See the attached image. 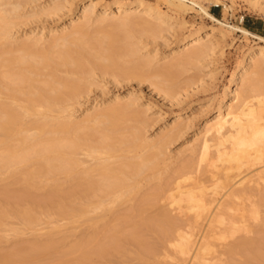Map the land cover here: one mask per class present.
Instances as JSON below:
<instances>
[{
    "label": "rangeland",
    "instance_id": "1",
    "mask_svg": "<svg viewBox=\"0 0 264 264\" xmlns=\"http://www.w3.org/2000/svg\"><path fill=\"white\" fill-rule=\"evenodd\" d=\"M18 1H22V3L20 8L14 11L15 13L12 12L11 16L13 17L10 19L12 25L9 26L11 28H8L10 29V34L6 33L0 38V55L3 53H7L6 55H8V52H11L12 48H15L14 46L23 44L25 40L27 44H33L36 39H39L43 44L40 43L36 46H31L30 44L31 49L34 47L37 51L38 49L39 51L47 50V47H52L50 44H52L51 38L53 36L68 33L72 31L74 25L82 23H85L83 26V31L85 32L84 38L100 37L105 41L103 42L104 44L107 43L106 41H110V37L113 36L112 39H117V41L111 40L117 42V47L119 46L121 50L125 48V51L126 49L134 50L135 55L131 56L132 58L121 56L119 59H115L118 61L117 66L120 69V73L118 72V68L117 71L105 69L106 72H104L105 70H100L102 66H95L99 68H92L93 71L89 70L87 74L80 73L77 75L76 71L73 72V68L71 67H68L69 70H66L68 69L67 67H60L61 70L57 69L55 71L56 77L70 79L73 82L79 83L81 85L80 93L77 96L67 97L68 99L64 98L65 100L62 99L61 102H58L57 109L54 108V110H51L52 112L37 105L39 106L36 107L38 108L37 111L42 113L40 120L39 117H34V115H26L27 118L25 115L24 118L22 117L24 119L22 128L28 130V133L33 134L36 130L32 124L34 122H36L34 124H37V122H45L46 124L48 122L44 119L46 116L53 121L54 119H58V121L69 119L74 123H80L94 111L111 109L117 107V105L127 106L128 103L131 104H128L130 109L120 115L123 118L118 117L113 122L115 125L117 124L116 133L113 132V135H116H112L115 141L112 139V136L110 137L112 141H110V144L114 145L113 148L117 150L113 149L115 151L114 153L111 152L112 154L105 152L98 153L96 158V155L90 156L87 150V147L89 145L94 146V143L95 147L99 146L97 145L98 143L101 145L100 141L102 138L100 139V137H104L108 133L103 130L105 124H89L87 127L82 126V124V127H77L78 130H73V134L71 131L70 134H72L71 136L74 135L73 137L78 133L75 139L80 144V140L83 139L84 144L88 139L84 145L81 144L82 149L80 147L76 149L77 153L75 157L80 164L77 163L75 168H77L78 175H74L73 178L66 177V173L62 171L60 172L61 174H56L60 170L53 171L55 175L52 172H49L48 175L41 174L42 169L40 168L45 164V159L39 154H36L37 157L28 156L30 159L26 157L22 159V162L18 160V163L15 164L14 162L7 168H0V264H50L59 259L62 261L63 258L70 260V264H264V197H262L264 196V179H261L262 177L264 178L262 176L264 175L262 173V171L264 172V162L263 164L261 162L255 164V166L252 165L250 168L245 166L241 170L235 168L227 172L231 178L233 177L231 182H229L231 183L230 185L234 183L238 184H234L235 187L233 186L232 190L229 184L224 182L226 171L223 172L221 168L220 170L218 168L219 166L222 167L221 162L214 161L217 158V141L212 140L209 158L204 162L200 161V143H196V139L204 133L205 125L219 114V109L223 106V112H226L228 105L233 103L232 98L236 88H241L242 85L245 86L249 82L248 80L254 77L252 74L255 68L251 66V64L254 65V62L249 59L247 60L246 56L252 49L264 47V41L254 35L243 33V31L237 28L243 27L264 36V0ZM141 1L156 5L162 12L167 14L168 18L159 21L155 17L145 15L136 6ZM90 2H93L95 5L92 10L93 14H89L90 17L87 21L81 18V15L87 8H90L88 6ZM119 3L126 5H124L125 11L122 13L115 11V6ZM205 9L219 19L221 24L227 23L233 29L224 27L220 22L218 23V21L210 18ZM126 14L129 17L127 19L128 22L125 21ZM145 22L154 27L155 30L153 29L151 32L149 29L145 30L146 26L143 28ZM107 32L111 33V35ZM104 35H107V37L109 35L110 37L106 40V36ZM187 40H197L199 43L197 42L196 44L203 47V54L200 58L198 57L193 59V61L185 63L183 61L187 53L182 49ZM196 44L195 46H197ZM54 56L59 60L57 55ZM133 59L135 60L132 61ZM148 60L149 62L146 64ZM178 60L180 63H178ZM262 62L264 66V58ZM13 67L14 70L17 68L14 65ZM243 67L250 69L251 73H249L251 76L248 74V78L244 81L237 80L236 78ZM5 68L8 69V67H2V70L5 71ZM42 73L40 74L41 76H33L37 79L35 82L37 85L38 83H40V86L44 85L45 79L48 86L50 79L54 83L52 77H48L49 81H47V76L51 75H48L46 69ZM78 77L81 81L78 80L77 82ZM262 77V86L260 85L262 88L251 93L252 95H248L254 98L256 96V100L253 99L251 101L254 105L259 103L257 102L259 95H262L261 99L264 98V76ZM2 80V83L6 81L7 85L16 86L13 82L6 79ZM5 84L0 85V87L3 86L0 89L3 92L2 94L0 93V102L15 101L10 98L12 93L9 95L10 91H8L7 87H4ZM54 86L58 93V90L61 89L58 87L60 85L55 84ZM42 87L47 86L44 85ZM47 89H50L48 90V94L51 91L49 95L54 97L56 92L53 91L55 90L53 89L52 91L49 87ZM18 96L19 98L17 97L15 104H13L14 107L17 104H25L23 102V98L25 97L20 95V93H18ZM263 104L264 102L261 105L259 103L257 106L264 107ZM53 121H51V124L49 121V125H45L46 127L42 123V127L47 134L46 136L45 134L41 135L36 140L33 138V140L30 138L28 140L26 138L25 144L28 142L26 145L32 146V143L36 142L37 144L34 143L33 145L35 146L34 149H43L45 145L42 142L46 139L60 136L61 134L59 133H56L59 135L55 136V134L50 132L53 125L57 122L53 123ZM59 122L61 123V121ZM83 128L84 130H82ZM21 133L20 131L19 134L22 135ZM15 134L16 132L9 134V138H6L5 144L2 142L3 138L1 136L3 135L2 133L0 134V152H2L3 147L5 148L7 145L10 147V143L12 147L18 146L19 142L16 141H19V134H16V137L18 136L17 139H15ZM162 137L167 139V142L163 146L159 145L152 148L147 146L146 143H157ZM44 138L46 139L44 140ZM41 139L44 141H41ZM124 139L127 144L124 143L123 145ZM13 144L17 146H13ZM37 145L38 148H36ZM32 155H35V153ZM149 155L153 156L155 166L143 164L145 169L142 166L139 169V171L141 170L140 172L135 173L136 175L132 174L135 170L134 167V171L132 170L131 163L128 164V161L133 162L134 160V162L140 163L141 160L147 156L149 157ZM136 156H138V160H135L137 159ZM122 157L123 159L126 158L124 159L125 161ZM101 158H104V161L108 158L105 162L110 163V167L113 165L114 168L119 166V164L125 167L123 170L126 171H124L126 174L120 175L123 178L122 181L125 186L122 188L118 185L114 189L112 188L114 186H110L112 188L111 191L117 188L115 190L116 193L114 191L112 193L109 190L110 187H108V191L107 188L103 190L104 187H101L100 189L104 191V195L101 193L102 195L99 196L100 192H103L102 190L99 191V186H97L99 193H96V185H94V189L90 186L91 182L92 184L98 183L100 178L97 175V170L91 171V169L94 166L96 167V164L99 165V162H104L103 160L101 161ZM123 161L128 166H123ZM211 163L218 164V169L213 168ZM35 167L40 170L38 172L40 174L38 175L39 177L36 174L38 170ZM88 167L92 168L89 169ZM32 169H35V174H33ZM86 170L90 172H86ZM28 171L30 173L29 176L32 178L29 177L30 179L27 180L28 175L26 173ZM25 174L26 178H24ZM213 174H215V178ZM244 178L245 182L239 183ZM95 180L97 181L95 182ZM88 181L89 183H87ZM111 181L113 180H109L110 183ZM132 185L136 187V190L132 188ZM178 185L182 187H177ZM213 187L215 190H213ZM128 188H132L130 189L131 191L133 190L129 194H127L129 192ZM178 188L180 191H178ZM181 188L183 189L182 191ZM189 188L191 189L188 190ZM86 189H90V191ZM191 190L196 194L195 196H198V199L200 198L202 201L205 199L203 203L207 205L206 210L196 211L191 209L190 203L186 200L187 193H189L187 191ZM234 190L238 191L235 192L238 193L237 195L234 194ZM83 191L86 192L83 193ZM123 191H128L125 192L126 197L114 202ZM147 197H149L148 200ZM172 199H175L177 203ZM219 199H221V202ZM119 200L120 202L118 203ZM219 203L224 206L220 207L219 216H213ZM255 203L256 205L254 206ZM60 205H64V209ZM75 206L80 208L79 211L81 209L85 211L79 212L76 210L78 214L76 211L73 214H77V219L74 218L76 216H72L73 214L69 215L70 212L67 214L69 209L66 208L70 207L72 212ZM252 206L257 207L254 208ZM89 208L91 210L93 208V210L91 211ZM87 210L89 211L87 212ZM165 212L166 215L168 214L169 219H163L162 214ZM249 212L252 215H249ZM256 212L257 214H254ZM81 213H85L84 216L86 217L87 215V217L78 216ZM157 217L159 219L158 222H156ZM217 218L223 219L221 220L223 222ZM151 219L152 221H150ZM168 220L174 222L171 223ZM210 220L214 221L211 225H209ZM126 221L128 222L126 223ZM244 221H246V224ZM164 222L166 223L165 225ZM120 223L121 226L119 225ZM226 227L228 228L226 229ZM116 234L117 236H115ZM110 235L111 238L109 239ZM186 235L191 239L188 240ZM113 237H115V240ZM180 237H184L187 240H184V242L181 238L180 241ZM112 240L115 242L113 243ZM241 240H244L245 246H243ZM111 241L112 243H109ZM187 241L190 242H188L189 246H191L190 252L189 255L185 254L182 256L179 252L180 247L187 243ZM104 242L107 245L103 244ZM78 243L81 244L78 245ZM177 243H180V245ZM202 244L204 245L202 246ZM46 245H51V247L46 248ZM81 245L83 246L81 249L76 248V246L79 247ZM103 245H105V248ZM237 245L239 246L237 247ZM97 246L101 247V249L99 250ZM204 246H207L209 249L205 251ZM72 247L75 249L73 250ZM83 248H85L84 251L82 250ZM37 249L43 250L37 252ZM197 249L200 251V254L196 251ZM136 251L138 255L142 254V258L136 255ZM81 252H85V254ZM8 254L9 256L12 255V257H8ZM83 255L86 256L84 257Z\"/></svg>",
    "mask_w": 264,
    "mask_h": 264
},
{
    "label": "bare ground",
    "instance_id": "2",
    "mask_svg": "<svg viewBox=\"0 0 264 264\" xmlns=\"http://www.w3.org/2000/svg\"><path fill=\"white\" fill-rule=\"evenodd\" d=\"M13 0H0V38H2V36L3 35H5L6 33L8 34L9 33V30L10 29H8V28H11V27H9V26H11L12 25V23H11V21H10V19H12L11 17H13V16H11L13 13L12 12H14L15 10H18L19 8H20V6H21V3H22V1L20 2V1H13ZM93 2L91 3H88V6L90 7V8H87L83 13H82V15H81V18H83V19H86L87 21L89 20V14H93V12H92V10H93V7H94V5L95 4H93ZM124 5L125 4H118V5H116L115 6V11H118V12H120V13H122V12H124L125 11V7H124ZM216 5H218V3H216ZM9 6V7H8ZM126 6V5H125ZM137 6V8L140 10V11H142V12H144V14L145 15H147V16H150V17H155L156 19H158L159 21H162V20H165V19H167L168 18V16H167V14L165 13V12H162L156 5H151V4H148V3H145V2H143V1H141L140 3H139V5H136ZM18 8V9H17ZM109 8H111V6H109ZM226 8V7H225ZM203 10H204V8H203ZM205 11H206V9H205ZM15 13V12H14ZM206 13H207V15L210 17V18H212L213 20H215V21H218V23L220 22V20L219 19H217L212 13H209V12H207L206 11ZM127 15V14H126ZM126 18V22H128L127 21V19H129V17H128V15L125 17ZM102 19V18H101ZM103 20H105L104 18H103ZM13 22V21H12ZM84 24L85 23H82V24H78V25H74L73 26V28H72V31H70V32H68V33H64V34H61V35H58V36H53L52 38H51V43L52 44H50V42H49V44L50 45H52V47H47L48 49L46 50V49H44V50H42V51H39V49H38V51L36 50V49H34V47L32 48L33 50H36V51H33L32 49H31V47H30V44H31V46L32 45H39L41 42V40H37L36 39V41L35 42H33V44L32 43H28L27 44V42H26V40H25V44L23 43H21V44H19V45H17V46H14L15 48H12L13 50H11V52H8L9 54L8 55H6V54H1L0 55V85H3L4 83H6L5 84V86L4 87H7L9 90L8 91H10L9 92V95H10V93H12V95H10L11 97L10 98H12V99H14L15 101H16V99H17V97L19 98V96H18V93H20V95H23L25 98H23V102H25V104L23 103V104H17L15 107L13 106V104H15V101H13V102H11V101H1L0 102V132L2 133V135L4 136H1L3 139H2V142H4V144H5V141H7V139L6 138H9L8 136H9V134H11L12 132H16V134H19L20 133V131L22 132L21 134L22 135H18L19 136V138H18V136L16 137V134H15V139H17L18 138V140L19 141H16V142H19V144H18V146L17 145H15V144H13V146H17V147H12L10 144H9V146L10 147H8V145H7V147L5 146V148L3 147V149H5L4 151H3V149H2V152H0V168H7L8 166H11L14 162H15V164L16 163H18V160H21L20 162H22V159H25L26 157H28V156H36V154H39V155H41V157L43 158V159H45V166L44 165H42L43 167H41L40 166V164H38V166H40L39 168L40 169H42L41 170V172H40V170H38V168H36V170H38V171H36L37 173V176L38 175H40L38 172H40L41 174H43V175H48V173L49 172H52V174H54L55 175V172H56V170H60L59 172L57 171V173L56 174H61L60 172L62 171V172H64V173H66V177L67 176H69V178L71 177V178H73L74 177V175H78L77 174V168H75L76 166H77V163H78V161H77V158L75 157V154L77 153V151H76V149L77 148H81L82 149V147H81V144H83V139L82 140H80L81 141V144H80V142L78 143L76 140L77 139H75L78 135V133L77 134H75V137H73V136H71L72 134H73V130H78V128H80V127H82V126H86L87 127V125L89 126V124L90 125H96V123L98 124V123H103L102 125H104L105 124V128L103 129V127H102V129L103 130H105L106 132H108L104 137H100V139L102 138V142L100 141V143H101V145L98 143L97 145H99V146H97V147H95L96 145H95V143L93 144L94 146H92V145H89V146H91L90 148H89V146L87 147L88 149V153H89V155L90 156H95L96 155V158H97V154L98 153H103V152H105V153H107V154H112V153H114V151L115 150H117L116 148H113L114 147V145H112V144H110V137L113 135V132L114 133H116L115 131H116V127H117V124L115 125L113 122H115V119L116 118H118V117H120V115L121 114H123L126 110H128V109H130L129 107H128V104H127V106H118L117 105V107H113V108H111V109H106V110H99V111H94L91 115H89L88 117H86L85 118V120H83L82 122H78V123H74L73 121H71V120H69V119H66V120H59V121H61V123L58 121V119L57 120H55L54 119V121L50 118L49 119V117L47 118V116H46V118H44L45 120H46V122L48 121H50V124L52 123L51 121H53V123L54 122H56L55 123V125H53V128H52V130H50V132H52V134H55V136L56 135H59V134H61L60 136H56V138H54V137H52L51 139H46V138H44V140H42L41 139V141H44V142H42V143H44V147H43V149L41 148V149H34V147L35 146H33L34 145V143H36V142H34L35 140H36V138L37 137H40L41 135H44L45 134V136L47 135L46 133H45V131H44V129H43V124H44V126L45 125H49V123L47 122L46 124H45V122H37V124H34V123H36V122H32L33 124L32 125H34L33 127L35 128V130H36V132L35 133H33V134H30V133H28V130H26V129H23L22 127H23V121H24V115L26 116V115H34V117H39V120H40V117H41V114L42 113H40V112H38L37 111V109L38 108H36V107H39V106H37V105H40V106H42V107H44V109L45 110H48V111H51V110H54V108H56L57 107V105L59 104L58 102H61V100L62 99H64V98H66V99H68L67 97H74V96H77L79 93H80V87H81V85H79V83H76L75 81L73 82L72 80H70V81H72V82H70L69 80H67L66 78H58V76L56 77V72L55 71H57V69H60V67H71V68H73L72 69V71L74 72V71H76V73H77V75L78 74H80V73H89V70L90 71H93V69L92 68H99V67H95V66H102V68L100 69V70H108L109 71V69L110 70H112V71H117L118 69H119V67L117 66L118 65V61H116L115 59L116 58H120L121 56L123 57V56H127V57H130V58H132L135 54H134V50H131V49H126V51H125V48L124 47H122V48H124L123 50H121V48L119 47V49H118V47L116 46L117 44V42H114V41H112L113 39H112V37L113 36H109L108 35V37H110V41H106L107 43H104L103 44V42H105V41H103V39H101L100 37H98V38H88V39H86V38H84L83 36H84V34H85V32L83 31V26H84ZM124 24H125V22H124ZM220 24H221V22H220ZM222 26L224 25V27H228V28H232L233 29V27L232 26H229L227 23H225V24H221ZM144 26H146L145 28V30H147V29H149L150 30V32H151V30L153 31V29H154V27H152L151 25H149L147 22H145L144 24H143V28H144ZM13 27V26H12ZM237 29H239V30H241V31H243V33H246V34H250V35H254L255 37H257L258 39H260V40H262V41H264V36H261V35H259V34H257V33H254V32H252V31H250V30H248V29H246V28H243V27H238ZM85 30V29H84ZM155 30V29H154ZM235 30V29H234ZM8 31V32H7ZM102 32H104V31H102ZM104 33H106V32H104ZM108 34H110L111 35V33H109V32H107ZM10 34V33H9ZM102 34V33H101ZM104 36H106L105 37V39L107 40V35H104ZM104 36H102V38H104ZM4 37H6V36H4ZM8 37V36H7ZM90 37V36H89ZM116 37V36H115ZM118 38V37H117ZM5 39H7V38H5ZM104 39V40H105ZM112 39V40H111ZM50 40V39H49ZM115 41H117V39H114ZM44 41V40H43ZM120 41V40H119ZM198 41L197 40H194V41H188L187 40V42L184 44V47H183V51L184 52H186L187 54V56H186V58H185V56H184V61L183 62H190L191 60L193 61V59H195V58H200V56L203 54V47L202 46H199V45H197L196 43H197ZM115 43V44H114ZM199 43V42H198ZM41 44H43V43H41ZM195 44L197 45V46H195ZM41 46V45H40ZM46 47V46H45ZM43 48V47H42ZM50 48V49H49ZM57 48H59L58 50H57ZM55 49H56V51H55ZM54 55H57L58 57L57 58H59V60L58 59H56L55 58V56ZM132 56V57H131ZM247 58V60L249 59L250 61H253L254 62V65H252L251 64V66H253L255 69V71H253L254 73L252 74V75H254V77H252L253 79H251V80H248L246 83L247 84H245V86H241V88H236V91H235V93H234V95H233V98H232V102L233 103H231L230 105H228V107H227V111L226 112H223V106L219 109V114L213 119V120H211V121H209L206 125H205V131H204V133L202 134V136H200V137H198V139H196V143H200L199 144V147H200V152H201V160H200V158H199V160L201 161V162H204V161H206V160H208V158H209V151H210V148H211V142H213L214 140H216L217 141V144H218V148H217V151H216V153H217V158H216V160H214V161H217V162H221L220 164H221V166L222 167H218V164H213V163H211V165L213 166V168H215V169H218L219 168V170H220V168H221V170L224 172V171H226L225 173H226V175H225V177H224V182L225 183H227V184H229V186H230V188L232 189L233 188V186H234V184H237V183H234V184H232V185H230L231 183H229V182H231V180L233 179V177L231 178V176H229V173H227V172H230L231 171V169H242L243 167H249L250 168V166H252V165H254L255 166V164H259V163H261L262 162V164H263V162H264V107H258L257 105L260 103V105L262 104V102H264V98H260V97H262V95L260 96L259 94V98H257V102H259L257 105H254L251 101L253 100V99H255L256 98V96H255V98L254 97H251V96H248L249 94H251V93H253V92H256L257 90H260L259 88H262V87H260V85L262 86V82H263V77L262 76H264V66H263V58H264V47H262V48H258V49H252L248 54H247V56H246ZM129 59V58H128ZM137 59V58H136ZM135 59H133L132 61H134ZM179 60H181V59H179ZM178 60V61H179ZM129 61H130V59H129ZM177 61V60H176ZM147 63L146 64H148V62H149V60L148 61H146ZM120 63V62H119ZM174 63V62H173ZM178 63H180V61L178 62ZM13 65L15 66V67H17L15 70H14V67H13ZM137 65V64H136ZM93 66V67H92ZM169 66V65H168ZM170 66H172V65H170ZM2 67H8V69H6L5 68V71L4 70H2ZM120 67H121V65H120ZM69 68L68 69H66V70H69ZM118 68V69H117ZM123 68H125V67H123ZM46 69V71H48V75H51V76H47V81H49L48 80V77H52V81L54 82V83H52L51 82V79H50V83L48 82V84H49V86L47 85V82H46V79H45V84L44 85H46L47 87H49V88H51L52 89V91H53V89L55 90V91H53V92H56L55 94H54V97H51L49 94L51 93V91H50V93L48 94V90H50V89H47L46 90V88L47 87H42V86H44V85H42V86H40L39 84L40 83H38V85H37V83H35L36 82V78H34L33 76L35 75L36 77H38L42 72H44V70ZM63 69V68H62ZM14 70V71H13ZM61 70V69H60ZM106 70L104 71V72H106ZM129 70V69H128ZM167 70V69H166ZM169 70H170V68H169ZM168 70V71H169ZM242 71L239 73V75H238V77L236 78L237 80L238 79H240V80H242V81H244L246 78H248V74H250L251 72H250V69L249 68H242L241 69ZM118 72L120 73V69L118 70ZM127 72V71H126ZM250 72V73H249ZM58 73V72H57ZM140 73V72H139ZM43 74V73H42ZM85 74V75H86ZM82 75V74H81ZM139 75V74H138ZM32 76V77H31ZM41 76V75H40ZM43 76V75H42ZM84 76V75H83ZM141 76V75H140ZM250 76H251V74H250ZM85 77V76H84ZM42 78V77H41ZM77 78V77H76ZM2 79H6V80H8V81H10V82H13L16 86H11V85H7V82L5 81L4 83H2ZM81 79H82V77H81ZM78 80L79 81H81L80 79H79V77H78V79L76 80L77 82H78ZM40 82H42V81H40ZM43 82H44V80H43ZM244 83V82H243ZM261 83V84H260ZM55 84H57V85H60V86H58V87H60L61 89H59L58 90V93H57V89H56V87L54 86ZM264 85V84H263ZM3 87V86H2ZM2 87H0V89L2 88ZM24 87H26V88H24ZM6 88V89H7ZM170 88V87H169ZM83 89V88H82ZM171 90H172V88H171ZM7 91V92H8ZM52 92V93H53ZM0 93L2 94L3 92H1V90H0ZM262 94V93H261ZM252 95V94H251ZM1 96V95H0ZM251 98V99H250ZM72 99V98H71ZM65 100V99H64ZM256 100V99H255ZM129 105H131V104H129ZM259 105V106H260ZM264 105V104H263ZM132 106H133V104H132ZM59 107V106H58ZM61 108V107H60ZM57 109V108H56ZM22 110V111H21ZM61 111H62V109H61ZM52 112V111H51ZM23 114V115H22ZM132 115H133V113H132ZM137 115V114H136ZM138 116V115H137ZM136 116V117H137ZM23 117V118H22ZM32 117V116H31ZM133 117V116H132ZM26 118H27V116H26ZM43 118V117H42ZM121 118V117H120ZM119 118V119H120ZM123 118V117H122ZM121 118V119H122ZM139 118V117H138ZM180 118V117H179ZM36 119V118H35ZM65 119V118H64ZM37 120V119H36ZM45 120H43V121H45ZM38 121V120H37ZM59 122V123H58ZM117 122V121H116ZM43 123V124H42ZM118 123V122H117ZM24 124H25V122H24ZM38 124H42V125H38ZM83 124V125H82ZM85 124V125H84ZM82 125V126H81ZM80 126V127H79ZM46 127V126H45ZM52 127V126H51ZM78 127V128H77ZM123 127V126H122ZM75 128H77V129H75ZM85 128V127H84ZM84 128L82 129V130H84ZM122 129V128H121ZM125 129V128H124ZM89 130V129H88ZM19 131V132H18ZM49 131V130H48ZM47 131V132H48ZM71 131H72V134H70L71 133ZM75 131H74V133H75ZM80 131H81V129H80ZM103 132V131H102ZM117 132H118V130H117ZM0 133V134H1ZM56 133H59V134H56ZM85 133V132H84ZM112 133V134H111ZM120 133V132H119ZM51 134V135H52ZM89 134V133H88ZM69 135V136H68ZM103 135V134H102ZM116 135V134H115ZM115 135H113V136H115ZM133 135V134H132ZM135 135V134H134ZM138 135H140V134H138ZM170 135V134H169ZM7 136V137H6ZM21 136V137H20ZM79 136H80V134H79ZM112 136V139L114 138ZM175 136V135H174ZM73 137V138H72ZM134 137V136H133ZM6 140H5V139ZM11 138V137H10ZM26 138H28V140H30V139H35L33 142L34 143H32L33 145V147L32 146H28V145H26V144H28V142L25 144V141H26ZM30 138V139H29ZM54 138V139H53ZM82 138V137H81ZM131 138V137H130ZM137 138V137H136ZM139 138V137H138ZM32 139V140H33ZM78 139H80L79 137H78ZM99 138H98V140H100ZM116 139V138H115ZM114 140V139H113ZM117 140V139H116ZM127 140H129V139H127ZM136 140V139H135ZM213 140V141H212ZM79 141V140H78ZM87 141H88V139H87ZM87 141H85V142H87ZM115 141V140H114ZM30 142H32V141H30ZM29 142V143H30ZM38 142V141H37ZM85 142H84V144H85ZM91 142V141H90ZM89 142V143H90ZM96 142V141H95ZM112 142V141H111ZM121 142H123L122 140H121ZM138 142V141H137ZM165 142H167V139L166 138H163L162 137V139L159 141V142H155V143H146L147 144V146H149L150 148H152V147H157V146H159V145H161V146H163V144H165ZM88 143V144H89ZM92 143H93V140H92ZM91 143V144H92ZM124 143H126L125 142V139H124V142H123V145H124ZM133 143V142H132ZM131 143V144H132ZM141 143V142H140ZM140 143H138V144H140ZM193 143V142H192ZM31 144V143H30ZM37 144V143H36ZM39 144H41L40 142H39ZM83 144V145H84ZM127 144V143H126ZM226 144H227V146H226ZM229 144V145H228ZM82 145V146H83ZM117 145V144H116ZM119 145V144H118ZM121 145V144H120ZM134 146V145H133ZM141 146H142V144H141ZM84 147V146H83ZM36 148H38V145L36 146ZM40 148V147H39ZM134 148V147H133ZM142 148V147H141ZM85 149H86V147H85ZM113 149H115V150H113ZM126 149V148H125ZM136 149H137V147H136ZM79 150V149H78ZM112 152V153H111ZM33 153H35V155H32ZM86 153H87V151H86ZM87 153V154H88ZM154 153V152H153ZM158 153V152H157ZM160 153V152H159ZM164 153V152H163ZM162 153V154H163ZM215 153V152H214ZM31 154V155H30ZM101 155V154H100ZM148 155V154H147ZM109 156V155H108ZM123 156V155H122ZM155 156V155H154ZM160 156V155H159ZM37 157V156H36ZM100 157V156H99ZM134 157V156H133ZM137 157V159H135V160H138V156H136ZM139 157H141V156H139ZM144 157V156H143ZM143 157H142V159H143ZM156 157V156H155ZM154 157V158H155ZM198 157V156H197ZM29 158V157H28ZM93 158V157H92ZM129 158V157H128ZM131 158V157H130ZM212 158V157H211ZM30 159V158H29ZM38 159H39V157H38ZM37 159V160H38ZM104 159V158H103ZM102 158H101V161L103 160ZM122 159H123V157H122ZM124 159H126V158H124ZM123 159V160H124ZM131 159H133V158H131ZM156 159V158H155ZM160 159V158H159ZM106 160H108V158L107 159H105V161ZM140 160V159H139ZM96 161V160H95ZM98 161V160H97ZM99 161H100V159H99ZM104 161V160H103ZM99 162V165L98 164H96V167L94 166L93 168L92 167H90V168H92L91 169V171H94V170H97V175H98V177H100L99 178V180H98V183H94V184H92V182L90 183L91 185V187H93V189H94V185H96V190H97V186H99V191H101L102 189H100L101 187H104V189L103 190H106V188H107V191H108V187H112V186H114V187H112L113 189L115 188V186H121L122 188L125 186L124 185V183H123V178H121V176L120 175H124V174H126V173H124V171L125 170H123V168H125V167H122L119 163V166H117V167H114L113 168V165H112V167H110V163L108 164V162L106 163V162ZM122 161V160H121ZM120 161V163L121 164H123L122 162ZM125 161V160H124ZM123 161V162H124ZM159 161V160H158ZM210 161V160H209ZM44 162V161H43ZM42 162V163H43ZM133 162H134V160H133ZM132 161H128V164L129 163H131L130 165L132 166V170H133V167H134V173H132V174H134V175H136L138 172H140L139 171V169H140V167H142V168H144L145 166L143 165V164H145L146 166L147 165H154V160H153V156H150L149 155V157L147 156V157H145L143 160H141V162L140 163H137V161H135L134 163H133ZM26 163V162H25ZM133 163V164H132ZM78 164H80V162L78 163ZM117 164V165H118ZM128 164L126 163V162H124V165L123 166H128ZM158 164V163H157ZM223 164V165H222ZM134 165V166H133ZM151 165V166H152ZM37 166V167H38ZM148 166V167H149ZM155 166V165H154ZM158 166V165H157ZM13 167V166H12ZM130 167V166H129ZM218 167V168H217ZM264 167V166H263ZM89 168V167H88ZM89 168V169H90ZM192 168V167H191ZM205 168V167H204ZM203 168V169H204ZM207 168V167H206ZM2 169V170H3ZM10 169V168H9ZM145 169V168H144ZM28 170V169H27ZM33 170V169H32ZM130 170V169H129ZM229 170V171H228ZM1 171V170H0ZM26 171V170H25ZM29 171H31L30 169H29ZM29 171H28V173H26L27 175H28V178H27V180L28 179H30L29 177H31V176H29L30 175V173H29ZM34 171H35V169L33 170V174H35L34 173ZM53 171H55L54 173H53ZM232 171H234V170H232ZM32 172V171H31ZM43 172V173H42ZM80 172V171H79ZM78 172V173H79ZM82 172H84V171H82ZM86 172H90L89 170L87 171L86 170ZM126 172V171H125ZM178 172H179V169H178ZM209 172V171H208ZM220 172V171H219ZM222 172V173H223ZM136 173V174H135ZM218 173V172H217ZM241 173V172H240ZM248 173V172H247ZM262 173H264L263 171H262ZM26 174H25V176H24V178H26ZM52 174H49V175H52ZM63 174V173H62ZM89 175H91L92 174V172H91V174L90 173H88ZM219 174V173H218ZM31 175H32V173H31ZM82 175H84V174H82ZM175 175V174H174ZM214 175V178L216 177L215 176V174H213ZM236 175V174H235ZM34 176V175H33ZM130 176V175H129ZM241 176V175H240ZM262 176H264V175H262ZM261 176V174H260V178L262 177ZM36 177V176H35ZM39 177V176H38ZM41 177V176H40ZM82 177H84V176H82ZM123 177V176H122ZM131 177V176H130ZM237 177V176H236ZM32 178V177H31ZM37 178V177H36ZM77 178V177H76ZM132 178V177H131ZM161 178V177H160ZM88 179V178H87ZM90 179V178H89ZM101 179V180H100ZM130 179V178H129ZM223 179V178H222ZM247 179V178H246ZM262 180L264 179L263 177L261 178ZM260 179V180H261ZM109 180H113V181H111V183L109 182ZM127 180V179H126ZM132 180V179H131ZM94 181V180H93ZM97 180H95V182H96ZM176 181V180H175ZM206 181V180H205ZM216 181H218V180H216ZM251 181V180H250ZM109 182V183H108ZM215 182V181H214ZM242 182H245V178H244V180L243 181H241V182H239V183H242ZM254 182V181H253ZM256 182V181H255ZM87 183H89V181L87 182ZM133 183V182H132ZM216 183V182H215ZM219 184H220V182H218ZM217 183V184H218ZM129 185H130V183H128ZM216 184V185H217ZM87 185V184H86ZM172 185V184H171ZM189 185V184H188ZM194 185V184H193ZM238 185V184H237ZM240 185H242V184H240ZM259 185V184H258ZM263 185H264V183H263ZM88 186V185H87ZM213 186V185H212ZM228 186V187H229ZM260 186V185H259ZM110 187V191L112 190V188ZM126 187H128L127 185H126ZM177 187H182V186H177ZM235 187V186H234ZM90 188V187H89ZM120 188V187H119ZM132 188L134 189V190H136V187L134 186L133 187V185H132ZM132 188H128L127 190L129 191H123V192H121V195L119 196V198H117L114 202H117V200L118 199H120V198H122V199H124V197H126V193L125 192H128L127 194H129L130 192H132L130 189H132ZM197 188V187H196ZM214 188V187H213ZM222 188V187H221ZM91 189V188H90ZM90 189L88 190V189H86V190H88V191H90ZM117 189V188H116ZM115 189V190H116ZM179 189V188H178ZM191 188H189L188 190H190ZM200 189V188H199ZM209 189V188H208ZM230 189V190H231ZM95 190V191H96ZM102 190V191H103ZM115 190H113L115 193H116V191ZM126 190V189H125ZM183 189L181 188V191H182ZM194 190V189H193ZM193 190H191V191H187V192H189V193H187L188 194V196L185 194L186 193V191H185V193H184V195H186L187 196V202L188 203H190V207H191V209H194V210H206L207 208H206V204L205 203H203V201L205 200H201L200 198L198 199L197 197L198 196H195L196 194L193 192ZM210 190V189H209ZM213 190H215V188L213 189ZM229 190V191H230ZM233 190V189H232ZM93 191V190H92ZM113 191H111L112 193H113ZM121 191H122V189H121ZM178 191H180V189L178 190ZM195 191V190H194ZM199 191V190H198ZM216 191H218L217 189H216ZM227 191V190H226ZM228 191V192H229ZM257 191V190H256ZM84 192H86V191H83V193ZM94 192V191H93ZM161 192V191H160ZM164 192V191H163ZM184 192V191H183ZM213 192V191H212ZM227 192V193H228ZM235 192H238V191H236V190H234V194H238V193H235ZM240 192V191H239ZM91 193V192H90ZM89 193V194H90ZM96 193H99L98 192V190H97V192ZM104 195V191L103 192H100V195L99 196H101L102 194ZM108 194H111V193H109V192H107ZM181 193V192H180ZM216 193V192H215ZM226 193V192H225ZM230 193V192H229ZM86 194V193H85ZM88 194V195H89ZM92 194V193H91ZM177 194H179V193H177ZM176 194V195H177ZM198 194V193H197ZM233 194V193H232ZM262 194H263V192H262ZM107 195V194H106ZM125 195V196H124ZM173 195V194H172ZM182 195V194H181ZM227 195V194H226ZM229 195V194H228ZM253 195H254V193H253ZM87 196V195H86ZM117 196V195H116ZM129 196V195H128ZM153 196V195H152ZM160 196V195H159ZM165 196V195H164ZM170 196V195H169ZM179 196V195H178ZM183 196V195H182ZM216 196V195H215ZM217 196H218V194H217ZM233 196V195H232ZM248 196V195H247ZM262 196V195H261ZM103 197H105V196H103ZM118 197V196H117ZM174 197V196H173ZM179 197H181V196H179ZM178 197V198H179ZM229 197V196H228ZM262 197H264V196H262ZM116 198V197H115ZM146 198V197H145ZM148 198L149 197H147V200H148ZM158 198H160V197H158ZM171 198V197H170ZM181 198H183V197H181ZM181 198H180V200H181ZM218 198H220V197H218ZM101 199V198H100ZM106 199V198H105ZM239 199H240V197H239ZM246 199V198H245ZM101 200H104V199H101ZM121 200V199H120ZM120 200L118 201V203L120 202ZM173 200V199H172ZM176 200H177V198H176ZM220 200V202H221V199H219ZM230 200V199H229ZM236 200H238V199H236ZM263 200V199H262ZM108 201V200H107ZM174 202H175V199L173 200ZM179 201V200H178ZM232 201V200H231ZM112 202V201H111ZM146 202V201H145ZM149 202V201H148ZM168 202V201H167ZM174 202H172V203H174ZM180 202V201H179ZM214 202V201H213ZM217 202V201H216ZM215 202V203H216ZM261 202H263V201H261ZM64 203V202H63ZM102 203V202H101ZM104 203V202H103ZM153 203V202H152ZM157 203H158V201H157ZM175 203H177V202H175ZM218 203V202H217ZM228 203V202H227ZM62 204V203H61ZM100 204V203H99ZM113 204V203H112ZM184 204V203H183ZM211 204V203H210ZM244 204V203H243ZM262 204V203H261ZM102 206H103V204H101ZM161 205V204H160ZM173 205V204H172ZM217 205V204H216ZM256 205V203L254 204V206ZM61 206V205H60ZM66 206V205H65ZM105 206V205H104ZM223 207L224 205H222L221 203H219V205H218V207L216 208V212H214L215 213V215H213V216H219V212H220V207ZM229 206V205H228ZM254 206H252V207H254ZM258 206V205H257ZM256 206V207H257ZM262 206V205H261ZM62 207V209H64V205L63 206H61ZM80 207H82V206H80ZM97 207V206H96ZM152 207H154V206H152ZM256 207H254V208H256ZM67 209H69V211H67V214H68V212H70L69 213V215H72L76 210H80V208L77 206H75V207H73V209L74 210H72V212H71V209H70V207L68 208V207H66ZM65 208V209H66ZM78 208V209H77ZM85 208V207H84ZM106 208V207H105ZM61 209V210H62ZM66 209V210H67ZM87 209V208H86ZM102 209V208H101ZM223 209V208H222ZM246 209V208H245ZM84 209H81V211L82 212H85V211H83ZM89 210H91L90 208H89ZM89 210H87V212L89 211ZM92 210H93V208H92ZM91 210V211H92ZM210 210V209H209ZM81 211H79V212H81ZM104 211H106V210H104ZM222 211V210H221ZM229 211V210H228ZM242 211V210H241ZM244 211V210H243ZM240 212V211H239ZM253 212H254V210H253ZM65 213H66V211H65ZM76 213H77V211H76ZM223 213H224V211H223ZM222 213V214H223ZM246 213V212H245ZM78 214V213H77ZM77 214L76 215H72V216H76V217H74V218H76L77 219ZM177 214V213H176ZM211 214H213V213H211ZM236 214V213H235ZM252 215V213H250L249 212V215ZM254 214H257V212L256 213H254ZM68 215V216H69ZM85 215V213H81V214H79L78 216H82V217H85L84 216ZM130 215V214H129ZM143 215V214H142ZM163 215V216H162ZM161 216L163 217V219H169V217H168V214L166 215V212L165 213H163ZM198 215H200V213H198ZM197 215V216H198ZM205 215V214H204ZM224 215V214H223ZM144 216V215H143ZM209 216V215H208ZM207 216V217H208ZM234 216H236V215H234ZM246 216V215H245ZM255 216V215H254ZM70 217V216H69ZM86 217H87V215H86ZM85 217V218H86ZM127 217V216H126ZM126 217H124V218H126ZM130 217V216H129ZM133 217H134V215H133ZM132 217V218H133ZM161 217V218H162ZM187 217V216H186ZM221 217H223V216H221ZM253 217V216H252ZM256 217V216H255ZM73 218V217H72ZM131 218V220H133ZM144 218V217H143ZM179 218H180V216H179ZM211 218V217H210ZM213 218V217H212ZM257 218V217H256ZM255 218V219H256ZM76 219H73V220H76ZM83 219V218H82ZM145 219V218H144ZM147 219V218H146ZM163 219H160V220H163ZM172 219V218H171ZM199 219V218H198ZM218 219V218H217ZM217 219H216V221H217ZM230 219H231V217H230ZM85 220H88V219H85ZM201 220V219H200ZM218 220H223V219H218ZM232 220V219H231ZM230 220V221H231ZM244 220H246V219H244ZM120 221V220H119ZM125 221V220H124ZM141 221V220H140ZM150 221H152V219L150 220ZM159 221V219H158V217H157V221L156 222H158ZM168 221H170L171 222V220H168ZM167 221V222H168ZM195 221V220H194ZM219 221V222H220ZM227 221V220H226ZM229 221V222H230ZM233 221H234V219H233ZM238 221V220H237ZM242 221V220H241ZM247 221V220H246ZM246 221H244L245 222V224H246ZM73 222V221H72ZM122 222V221H121ZM128 221H126V223H127ZM136 222V221H135ZM134 222V223H135ZM161 222V221H160ZM163 222V221H162ZM169 222V223H170ZM174 222V221H173ZM173 222H171V223H173ZM197 222V221H196ZM214 221L213 220H210V223H209V225H211L212 223H213ZM221 222H223V221H221ZM236 222V221H235ZM93 223V222H92ZM138 223V222H137ZM155 223V222H154ZM170 223V224H171ZM176 223V222H175ZM227 223V222H226ZM234 223V222H233ZM243 223V222H242ZM139 224V223H138ZM166 223L164 222V225H165ZM215 224V223H214ZM213 224V225H214ZM216 224H218V222H216ZM220 224V223H219ZM118 225V224H117ZM120 226H121V223L119 224ZM141 225V224H140ZM147 225V224H146ZM146 225H145V228H146ZM150 225V224H149ZM161 225H162V223H161ZM160 225V226H161ZM173 225V224H172ZM225 225V224H224ZM229 225V224H228ZM119 226V227H120ZM135 226V225H134ZM155 226V225H154ZM227 226V225H226ZM246 226V225H245ZM169 227H170V225H169ZM169 227H168V229H169ZM218 227V226H217ZM220 227V226H219ZM229 227V226H228ZM228 227H226V229L228 228ZM232 227H233V225H232ZM239 227V226H238ZM150 228V227H149ZM159 228V227H158ZM162 228V227H161ZM210 228V227H209ZM215 228H216V226H215ZM235 228V227H234ZM152 229V228H151ZM175 229V228H174ZM232 229V228H231ZM111 230V229H110ZM214 230V229H213ZM236 230V229H235ZM170 231V230H169ZM168 231V232H169ZM212 231V230H211ZM111 232V231H110ZM230 232H231V230H230ZM109 234V233H108ZM212 234V233H211ZM183 235V234H182ZM188 235V234H187ZM186 235V236H187ZM106 236H107V234H106ZM115 236H117V234L115 235ZM180 236V235H179ZM204 236V235H203ZM206 236V235H205ZM212 236V235H211ZM108 237V236H107ZM89 238V237H88ZM92 238V237H91ZM111 238V235H110V237H109V239ZM181 238L182 237H180V241H181ZM206 238H208L207 236H206ZM90 239V238H89ZM99 240H100V238H98ZM102 239H104V238H102ZM109 239H108V241H109ZM113 239L115 240V237H113ZM183 239V241L185 240H190L189 239V237L187 236V239H185L184 237L182 238ZM210 239V238H209ZM95 241V240H94ZM100 241H102V240H100ZM113 241V240H112ZM112 241L111 242H109V243H112ZM184 241V242H185ZM242 241V240H241ZM86 242V241H85ZM92 242H93V239H92ZM106 242V241H105ZM103 243V244H106V243ZM115 241H113V243H114ZM189 241H187V243H185V244H183V245H181V247H180V253L182 254V256L183 255H185V254H187V255H189V252H190V247L191 246H189L190 244V242L188 243ZM192 242V241H191ZM243 242V246H245L244 245V240L242 241ZM82 243H83V241H82ZM94 243V242H93ZM93 243H91V244H93ZM203 243H204V241H203ZM206 243V242H205ZM240 243V242H239ZM79 244H81V243H78V245ZM84 244V243H83ZM82 244V245H83ZM86 244V243H85ZM90 244V246H92ZM98 244V243H97ZM177 244H179L180 245V243H177ZM237 244V243H236ZM241 244V243H240ZM79 246V247H77L76 246V248H82L83 246ZM94 245H96V244H94ZM100 245V244H99ZM107 245V244H106ZM109 245H111V244H109ZM204 244H202V246H203ZM206 245V244H205ZM248 245V244H247ZM47 246V247H46ZM46 246H44V247H46V248H48L49 246L51 247V245H46ZM85 246V245H84ZM87 246V245H86ZM89 246V245H88ZM89 246V248L91 249V247ZM104 246V248H105V245H103ZM178 246V245H177ZM198 246V245H197ZM207 246H209V245H207ZM207 246H204V248H205V251H206V249H209V248H207ZM234 246V245H233ZM239 245H237V247H238ZM75 247V246H74ZM74 247H72L73 248V250L75 249ZM93 247V246H92ZM98 247V246H97ZM109 247V246H108ZM175 247H176V245H175ZM199 247H200V245H199ZM199 247H197V248H199ZM72 248H71V250H72ZM86 248H88V247H86ZM107 248V247H106ZM203 248V247H202ZM44 249V248H43ZM43 249H37L36 251L37 252H39V251H41V250H43ZM84 249L85 248H83L82 250L84 251ZM97 249V248H96ZM98 249L100 250L101 249V247L99 248L98 247ZM177 249V248H176ZM192 249V248H191ZM235 249V248H234ZM234 249H233V251H234ZM79 250V249H78ZM81 250V251H82ZM88 250V249H87ZM87 250H85V251H87ZM179 250V249H178ZM92 251V250H91ZM90 251V252H91ZM95 251V250H94ZM102 251H104L103 249H102ZM106 251V250H105ZM196 251H198V249L196 250ZM205 251H203V252H205ZM93 252V251H92ZM92 252H91V254H92ZM137 252V251H136ZM135 252V253H136ZM200 251H198V253H199ZM81 253H84L85 254V252H81ZM98 253V252H97ZM100 253V252H99ZM179 253V254H180ZM197 253V252H196ZM33 254H35V253H33ZM86 254H87V252H86ZM180 254V255H181ZM200 254V253H199ZM37 255V254H36ZM100 255H101V253H100ZM137 256H141L140 254L138 255V252H137V254H136ZM186 255V256H187ZM4 256V255H3ZM65 256V255H64ZM63 256V257H64ZM84 257L86 256V255H83ZM88 256H89V254H88ZM8 257H12V255L11 256H9V254H8ZM66 257H67V255H66ZM90 257H91V255H90ZM198 257H200V256H198ZM141 258H142V256H141ZM143 258H145V256H143ZM197 258V257H196ZM147 259V258H146ZM60 260V259H59ZM54 261L55 262V264H58V262H60V261ZM143 260V259H142ZM70 260H67V259H65V258H63L62 259V261H61V263L62 264H70V262H69ZM146 261V260H145ZM51 262H53V261H51ZM53 262V263H54ZM57 262V263H56ZM53 263H50V264H53ZM60 263V264H61ZM144 264V263H143Z\"/></svg>",
    "mask_w": 264,
    "mask_h": 264
},
{
    "label": "crops",
    "instance_id": "3",
    "mask_svg": "<svg viewBox=\"0 0 264 264\" xmlns=\"http://www.w3.org/2000/svg\"><path fill=\"white\" fill-rule=\"evenodd\" d=\"M254 31H256V30H254Z\"/></svg>",
    "mask_w": 264,
    "mask_h": 264
}]
</instances>
